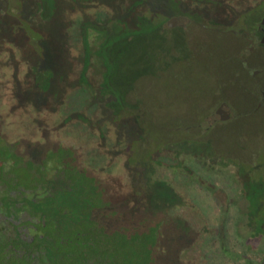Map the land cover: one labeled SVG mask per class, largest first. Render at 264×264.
I'll return each instance as SVG.
<instances>
[{"label":"rangeland","instance_id":"374dc122","mask_svg":"<svg viewBox=\"0 0 264 264\" xmlns=\"http://www.w3.org/2000/svg\"><path fill=\"white\" fill-rule=\"evenodd\" d=\"M263 16L264 0H0V151L19 145L0 223L45 234L48 258L96 222L163 225L174 264H264V45L242 51ZM15 249L5 264H27Z\"/></svg>","mask_w":264,"mask_h":264},{"label":"trees","instance_id":"16d2710c","mask_svg":"<svg viewBox=\"0 0 264 264\" xmlns=\"http://www.w3.org/2000/svg\"><path fill=\"white\" fill-rule=\"evenodd\" d=\"M85 102V99L81 100L78 110L85 105ZM7 144L9 143L7 142ZM26 144L30 143L26 142ZM18 146L15 144L13 146L8 145L7 154L5 153V149L1 148L0 153L5 155V160H3L0 164V178L4 181H10L14 179V175L6 167L5 161H15L14 158L16 154L14 148L16 149ZM13 165H18L19 167V164L16 161L13 163ZM66 181L69 182V180ZM34 182V186L39 184L35 179ZM18 184L20 185V183H16V186ZM24 190H26V188H24ZM8 195L12 198L15 196L11 194ZM34 201L35 199L31 197L30 204ZM19 205L20 204L17 203L11 204L10 202L8 209H12L13 211L17 210L18 212L21 210L27 211L25 207H21ZM26 207L31 208V206L28 204ZM13 217L14 216H12V220ZM3 224L0 223V255H3L4 258L2 264H5L7 261H9V259H18L15 252L16 247L18 249L20 247V249L23 251V256L25 257L27 264H55L56 261L58 264H143V259H139L137 256H135V246L142 243L146 244V250L148 252V258L144 261V264H174V262L166 260L171 258L167 256L165 252L170 250L171 246L178 244L174 238L171 240H162L160 238V234H162L160 228L163 227V225H157V227L154 226L149 228L146 233L141 234L140 236L129 238V235L126 237V235L123 234V229H114L112 231L108 226L99 225L96 222H93L86 228L76 232L79 238L76 237L75 242L72 243L71 248L69 249H66L63 245L64 237L60 238V235H57L59 240H61V246L60 248H58V246L52 248V251H54L53 255L48 258L46 251L47 246L45 244L47 237L45 234L40 232L38 234L32 235L31 238H28V236L26 237L27 229L25 227L20 228L15 233H13L9 226ZM44 224L45 223L42 222L40 223V226L42 227ZM206 236L208 239H212L213 241L216 240L215 234ZM159 241H161L160 244H158ZM192 241V237H186L183 246L180 248L178 247L176 250V254L177 251L180 253L181 250L188 247ZM16 243L17 246L15 247ZM153 245L158 247L157 250L159 249V253L153 251ZM212 245L214 246V244ZM131 246H134L135 248H131ZM153 254L155 255V258H153ZM52 258H55L54 262H52ZM152 260H155V262Z\"/></svg>","mask_w":264,"mask_h":264},{"label":"flooded vegetation","instance_id":"af4514ba","mask_svg":"<svg viewBox=\"0 0 264 264\" xmlns=\"http://www.w3.org/2000/svg\"><path fill=\"white\" fill-rule=\"evenodd\" d=\"M243 34L245 35V39L247 42V47L243 48L242 51L252 50L255 48H259L264 45V16L260 20V22L255 25L252 31L243 30ZM260 37L258 41H256V38ZM242 53V52H241ZM249 54V52L247 53ZM243 59V58H242ZM246 58L242 61V64L246 66ZM247 67V66H246ZM248 68V67H247ZM260 70H254L253 75L258 73ZM262 86L258 89L259 94L261 95L260 100L256 104V108H259L262 103L264 102V83H261ZM219 113L220 116L228 118L230 116L229 111L225 110V106H220V109L216 111Z\"/></svg>","mask_w":264,"mask_h":264},{"label":"water","instance_id":"95a60500","mask_svg":"<svg viewBox=\"0 0 264 264\" xmlns=\"http://www.w3.org/2000/svg\"><path fill=\"white\" fill-rule=\"evenodd\" d=\"M184 19H185V18H184ZM225 110H226V111H229V109H228L227 107H225Z\"/></svg>","mask_w":264,"mask_h":264}]
</instances>
